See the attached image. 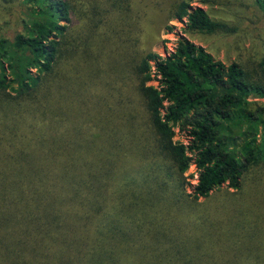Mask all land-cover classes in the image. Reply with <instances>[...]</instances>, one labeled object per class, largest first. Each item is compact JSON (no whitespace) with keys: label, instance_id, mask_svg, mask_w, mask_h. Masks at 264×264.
Here are the masks:
<instances>
[{"label":"trees","instance_id":"obj_1","mask_svg":"<svg viewBox=\"0 0 264 264\" xmlns=\"http://www.w3.org/2000/svg\"><path fill=\"white\" fill-rule=\"evenodd\" d=\"M22 1L23 32L0 37V264H51L58 245L83 264H264V187L245 186L264 165V53L244 68L178 36L157 55L139 0ZM190 1L165 22L223 29Z\"/></svg>","mask_w":264,"mask_h":264},{"label":"rangeland","instance_id":"obj_2","mask_svg":"<svg viewBox=\"0 0 264 264\" xmlns=\"http://www.w3.org/2000/svg\"><path fill=\"white\" fill-rule=\"evenodd\" d=\"M171 0H139L140 8H145L148 14L155 12L159 16L153 30L146 35L144 47L157 55L166 56L174 48L178 36H183L192 43L202 46L216 60L223 63L236 62L244 68L256 65L264 53V15L254 0H191L192 8H202L209 17L221 23L223 29L213 34L190 32L183 23L174 19L165 22L168 4ZM29 11L22 0L3 2L0 0V37L10 40L24 30V24L29 19ZM126 30V28H125ZM152 30V31H153ZM149 36V37H147ZM151 80L147 85H156ZM112 90H117V87ZM264 105L263 100H257ZM175 142H186V135L178 130L173 138ZM141 174V170L138 171ZM197 172L194 166L184 174L185 187L191 192L197 182ZM245 186L256 191L264 187V165H260L249 174ZM264 192L261 194L263 195ZM224 191L215 196L219 199ZM264 198V195H263ZM56 246L51 264H83L80 255L70 245L60 248ZM125 248L120 251L123 252ZM109 250V249H107ZM108 254H112L108 252ZM79 260V261H78Z\"/></svg>","mask_w":264,"mask_h":264}]
</instances>
